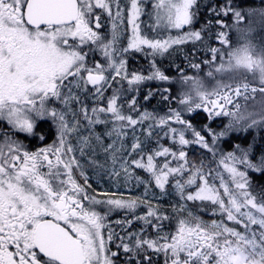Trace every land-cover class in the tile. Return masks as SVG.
Returning a JSON list of instances; mask_svg holds the SVG:
<instances>
[{
	"label": "snow or ice",
	"instance_id": "6c2138e0",
	"mask_svg": "<svg viewBox=\"0 0 264 264\" xmlns=\"http://www.w3.org/2000/svg\"><path fill=\"white\" fill-rule=\"evenodd\" d=\"M143 3L144 0H130L128 23L132 25V35L127 46L118 50L115 45L119 36L115 29L117 22L122 23L124 19L120 0H0V121L8 126L0 143V264H119L120 253L110 247L114 233L110 228L107 233L103 231L107 227L105 221L113 209H135L138 200L97 199L88 194L84 164L74 151L84 156L85 148L92 147L91 139L78 137L76 149L69 139L78 131V115L90 129L111 123V130L104 135L115 136V141L104 145L100 134H94V138L111 156L113 175L119 176L123 171L126 178H131L132 166L144 169L152 179L143 181L136 177V180L145 184L154 180L162 193L172 177L182 200L208 201L217 206L228 221L242 228L228 227L223 221L204 222L188 211L187 216L179 220L174 234L158 235L155 239L143 238L140 233L117 235L120 243L115 246L129 254L127 261L140 256L146 264H152L147 255L151 250L163 254L164 264H264V196L257 202L247 190V172L236 166L264 173V154L253 155L252 145L236 146L239 155L230 152L220 160L230 173V181L226 182L220 173L212 177V171H204L203 164L188 161L183 146L192 143L215 153L205 135L184 119L181 111H170L168 116L158 119L145 111L133 118L121 111L123 105L118 104V91L113 92L104 107L89 109L82 99L81 93H87L89 85L93 86L97 99H103V92L111 87L108 80L116 77L127 80L130 86L154 79L168 81L169 76L156 66V57H164L174 45L201 38L200 31L191 30L199 18L200 0H153L152 12L148 13L153 23L149 27L160 31L189 28L166 39L140 34L137 21L144 14ZM96 9L103 10L113 21L110 39L99 32L100 15ZM208 9L217 16L231 12L235 17L234 27L245 20V14L231 7L217 9L209 4ZM259 15L264 20V9L259 10ZM216 22L223 24L221 20ZM236 30L244 34V39L235 47L231 46L227 33L217 34L221 45L226 47L223 50L210 48L212 56L208 63L215 67L207 73L209 77H213L214 72L231 73L233 83L217 81L216 87L208 91L201 79L183 77L189 91L184 93L180 103L187 112L203 109L210 120L222 115L232 117L223 131L207 129L213 145L238 126L248 128L264 123V117L257 121L251 114L245 115L240 103L254 100L257 92L264 96V47L258 49L247 39V33L253 31L251 26ZM86 45H95L107 59V65L96 63L88 67ZM130 50L151 56L148 74L133 72L129 78L123 54ZM117 51L120 52L118 57L115 56ZM190 66L200 67L198 64ZM109 69L114 73L110 77L105 75ZM152 95L149 90L145 99ZM135 106L136 100L132 99L133 111ZM145 120H154L161 127L167 125L164 136H170L173 144L178 142L180 147L173 150L157 142L155 149L149 148L133 135L131 152H136L139 159L118 156L123 145L117 148L116 143L127 135L124 129L132 127L135 132V127L142 126ZM173 120L183 125V129L172 127ZM40 121H50L55 126L57 140L36 151H28L14 137L25 133L43 140L44 136L37 131ZM152 128L149 124L145 130L146 140L152 137ZM188 130L192 132V140L185 138ZM158 157L165 159L157 164ZM90 164L103 167L95 159ZM117 164L120 171L116 169ZM74 168L84 178L83 185L75 179ZM215 179H219V187L215 186ZM187 188L193 191L186 192ZM99 205H106L107 211L97 210ZM179 210L183 211L184 206H179ZM148 217L157 220V228L160 220L168 219L152 210ZM137 219L151 223L146 217ZM136 264H140V260Z\"/></svg>",
	"mask_w": 264,
	"mask_h": 264
},
{
	"label": "rangeland",
	"instance_id": "374dc122",
	"mask_svg": "<svg viewBox=\"0 0 264 264\" xmlns=\"http://www.w3.org/2000/svg\"><path fill=\"white\" fill-rule=\"evenodd\" d=\"M153 3V0H144L143 7H144V14H142L137 21V24H139V31L141 35L146 34L149 38H164L166 39L168 35H171L175 37L178 34H181L182 32L189 31V28L186 26L183 30H176L171 29L169 31H160L158 29H154L149 27L153 23V19L149 17L148 13L152 12L151 4ZM121 7L124 9V19L122 23L117 22V27L115 31L118 33L119 39L115 45V47L119 50L127 46L129 39L132 35V25L128 23V17H129V6H130V0H120ZM264 9V7L259 10ZM259 10L255 12V14L249 16L247 19L245 17V20L242 22L241 26H238L240 29H247L249 26L252 27L253 31L250 33H247V39H250L251 42L259 49L260 47H264V40L259 39L258 35L255 34L256 30L260 28L259 23H261L263 20L259 15ZM253 12V11H251ZM103 25H102V36L110 39L111 33L113 31L112 23L113 21L108 17L107 13L103 11ZM193 30V29H191ZM194 31V30H193ZM238 33L237 38H235L233 41L229 40L231 42V46L235 47L239 42H243L244 34L240 33L236 30ZM264 38V37H263ZM203 37L201 34V38L199 40H189L181 45H174L171 49H169V52L174 50L175 48L186 45V44H196L199 41H202ZM217 44L213 46L214 48H221L222 50L226 46H222L219 40L217 39ZM96 49L101 53L102 60L98 63L102 65H107V59L103 55V53L96 48V46L91 47V50L88 51V59L90 56H95ZM145 51H147L145 47ZM135 50H130L128 53L123 54V58L126 60V68L127 72L129 73V78L131 73L135 72L137 74L143 73L148 74L149 71H145L144 69L134 68L131 71L129 70V55L130 57L135 56ZM140 54H143L141 52H138ZM120 52L117 51L115 53V56H119ZM166 55V54H165ZM150 59L151 56H149ZM165 57V56H164ZM164 57H156V66L164 72L165 75L169 76L166 72V68L164 70L161 69L160 64L157 61V58H164ZM227 57H225L226 59ZM201 61V63H200ZM197 60L193 58V60L186 61L185 68L182 70H174V73L170 74L168 81H160V80H149L145 81L144 83L140 85H129L127 80H123L120 77H116L115 80L109 79L108 83L111 85V87H108L103 92V99H97V97L93 94V86H88V92L87 93H81L82 99L84 100V103L88 106L90 109L93 106H99L104 107L107 103V99L111 97L114 91L119 92V100L118 104H122L123 107L121 111L126 115H132L133 118H138L140 114L144 113L145 111L148 113H152L157 119L161 116H168L170 114V111H181L182 117L186 120H188L191 125L197 130L201 132V135H205V138L209 140L210 147H213L214 153L209 152L208 149L203 148L199 144H189L184 147V151L187 153V159L190 163H194L196 165L203 164L204 171H208L209 169L212 171V177H216L217 173H220L225 181H230V173H228L227 169L220 163V160L223 156H226L230 152H235L237 155H239V152L237 151L236 146H239L240 148H247L249 145L253 146V155L259 156L260 154H264L263 149H257L255 145L256 138H260L261 134L264 133V123H258L252 127L243 128V127H236L234 131H229L227 135L224 137H220L216 140L215 144H212L211 139V133L207 132V129H211L213 132H220L223 131L225 128H227L229 122L232 120V117L230 116H220L216 117L215 119H208L207 113L203 111V109H197L191 113L187 112L185 110V105L180 103V100L183 98V95L185 92L189 91V86L187 83L184 82L183 77L184 76H191V77H197L201 79L204 83L205 89L208 91H211L213 88L216 87L217 81H220L222 83H233V74L231 73H215L213 77H209L207 73L209 71H213L215 64L208 63L211 61V58L204 59V60ZM216 63H219V59ZM191 64H198L200 67L193 68L190 65ZM203 65H205L203 69ZM87 66L92 68L95 66V62H87ZM203 70V71H202ZM106 76H112L114 73L109 69L107 72H105ZM254 84H256V81H253ZM160 85L162 88V94L164 100L168 101L169 97H174V100H169L170 105L168 108L163 111L161 114L149 110H142L138 108L136 111L129 112L126 109L130 107L131 100L136 99V95L138 91L145 90L152 88L151 86ZM167 90V91H165ZM167 97V99H165ZM166 101V102H167ZM242 108L241 110L245 113V115L251 114L252 119H256L257 121L261 120V117H264V96H261L259 92L256 93L254 100H248L247 102H244L243 100L240 101ZM76 107V106H74ZM197 118V120L205 119L206 123L202 125L196 124L193 119ZM77 119L80 120V125L78 126V131L76 133H73L71 137H69L74 149L78 148L79 146V140L78 137L82 136H89L91 139V148H85V155L80 156L78 151H74V155L77 156V159L80 160L82 164H84V172H87L90 174V176H97L98 178H101L102 181L105 182V185L113 186L117 188H121L120 193H130V192H137L142 193L140 197L145 199H151L150 206L152 207L153 211L157 214V209L154 208V205L159 203L162 207V209L165 211L168 223V234H171L172 230L176 231V228L178 227V222L180 219H184L188 211H191V213L199 217L200 220L204 222H211L213 220L217 222L223 221V223L228 227H235L238 230H242L240 225L235 224L233 221H228L226 216L223 215L217 206L212 205L208 201H185L182 200L180 195L176 192L174 188V181L172 177H169V182L165 186V190L162 193L159 188L155 186L154 180H152L151 183L145 184V183H139L136 180V177H139L143 181H149L151 180L150 174L145 171L144 169L137 168L135 166H132L130 168L131 172V178H126L123 171H120L119 164L116 165V169L120 171L119 176H115L112 174V163H111V156L108 153H105L103 151V148L97 144L94 138V134H100L101 139L104 145H107L109 143H112L116 140V137H108L107 135H104V133L107 130H111V123L108 125L98 124L95 125L94 129H90L87 125V122L84 121L83 117L78 115ZM45 123L48 124V127L51 128L50 131H52L49 141L47 143L52 144L54 141L57 140L56 135V129L55 126L50 121H40L38 123L37 127H40L41 124ZM172 127L177 128L178 130L183 129V125H180L176 123L174 120L170 122ZM149 124L153 125L152 130V137L148 138L146 140V129H148ZM127 132L126 136L120 137L119 141L116 143V147L120 148L121 144L123 145L121 151L117 153L118 156H123L126 159H139V156L136 152H131V145L133 143V135L139 138L142 145L146 142L149 148L155 149L157 147V142L160 145H163L164 147H168L170 149L175 150L176 148H179L178 142L176 144H173V140L170 136H164V132L167 131V125L161 127L159 126L156 121L154 120H145L143 122V125H137L135 127V132H133L132 127H127L124 129ZM6 131L5 129L0 130V137L3 138V132ZM25 134V133H23ZM256 136V137H255ZM239 137L241 140H244L246 138H250L249 144L244 143L243 141L237 142L234 138ZM185 138L192 140V132L190 130L185 131ZM39 148L46 147L44 146L43 140L39 139ZM264 146V144H262ZM38 148V147H37ZM38 148V149H39ZM198 152V155L200 156V162L197 163L193 159L190 158L188 155L191 150ZM139 152V150H137ZM95 159L98 164L103 165V167H98L96 165H91L90 161ZM164 157H158L156 158V163L159 164L161 161H163ZM171 159V157H169ZM225 163L231 164V161H225ZM173 164H175V161H173ZM241 171L247 172V178L249 181L248 184V191L254 195V192L251 190V184H250V174H261V172L252 171L250 169H246L243 165H236ZM74 172H77V170L74 168ZM78 173V172H77ZM88 174V175H89ZM96 178V179H98ZM100 180V179H99ZM211 180V178H210ZM220 181L219 179H215V186L219 187ZM234 188V185H230ZM147 188V191H146ZM193 191L192 188H187L186 192ZM239 191V190H237ZM138 196V195H137ZM255 196V195H254ZM256 197V196H255ZM257 198V197H256ZM158 200L157 203L155 201ZM258 200V198H257ZM258 202V201H257ZM183 205L184 210L180 211L179 206ZM243 211H246L247 209H242ZM158 215V214H157ZM145 217V216H144Z\"/></svg>",
	"mask_w": 264,
	"mask_h": 264
},
{
	"label": "trees",
	"instance_id": "16d2710c",
	"mask_svg": "<svg viewBox=\"0 0 264 264\" xmlns=\"http://www.w3.org/2000/svg\"><path fill=\"white\" fill-rule=\"evenodd\" d=\"M201 8L199 13V18L193 23L191 29L194 31H200L202 34V41L197 42L196 44H186L175 48L174 50L170 51L168 54L165 55L164 58H157L158 63L162 70L166 68V72L170 76V74L174 73V70H182L185 68L186 61L193 60V58L197 60H204L211 58L212 54L210 52V48H214L215 44H217V34L219 32L227 33V37L229 40H234L237 38L238 33L236 32V28L241 26H235V17L229 12L228 15H219L217 16L215 13L208 9V5L211 4L213 7L217 9L221 8H234L237 11H240L242 14H245V17L248 19L250 13L253 10H259L261 7H264V0H200ZM221 20L223 24H218L216 21ZM209 21L211 23L209 24ZM260 28L256 30V33L259 39L264 40V20L259 23ZM234 42V41H233ZM135 53L134 57H130L129 55V70L131 71L134 68L144 69L145 71H149L150 69V57L145 56L144 54H140L138 52ZM201 63V61H200ZM205 65H203L204 69ZM203 71V70H202ZM149 90L153 93V95L145 99L146 94L148 93V89L138 91L136 95V110L138 108L142 110H149L153 112H157L161 114L165 111L170 102L174 100V97H169L171 101H165L163 98L162 90L160 85L151 86ZM129 112H132V108L129 107L126 109ZM135 110V111H136ZM193 121L198 124L202 125L206 123L205 119L197 120V118L193 119ZM48 127H44L47 129ZM50 129V128H49ZM43 130V127H42ZM256 137V136H255ZM237 142L243 141L244 143L249 144L250 138H246L241 140L239 137L234 138ZM264 133L261 134L260 138H256L255 145L257 149H263L264 146ZM191 159L195 162H200V156L198 152L191 150L188 154ZM250 186L251 190L254 192V195L258 198V202L260 201V197L264 196V173L255 174L251 173L250 176Z\"/></svg>",
	"mask_w": 264,
	"mask_h": 264
},
{
	"label": "flooded vegetation",
	"instance_id": "af4514ba",
	"mask_svg": "<svg viewBox=\"0 0 264 264\" xmlns=\"http://www.w3.org/2000/svg\"><path fill=\"white\" fill-rule=\"evenodd\" d=\"M96 13L100 15V23L101 28L99 29V32L102 33V25H103V10L96 9ZM95 45H86L84 47V51L88 52L91 47H94ZM102 60L101 53L96 49L95 56L90 58H87V62H95L98 63ZM48 127V124L45 123L41 124L40 127H37L38 133L42 134L44 136L43 142L45 143L44 146H48L50 136L52 131L49 127L47 129H44V127ZM43 127V130H42ZM8 130V126L5 122L0 121V130ZM14 139L19 140L20 143L23 144L24 148L28 151H36L39 148V139L37 136H29L27 134L23 133H17ZM0 143H3V138L0 137ZM38 147V148H37ZM89 173L85 172V176L87 177V185L86 191L89 195H95L97 199H106V198H121L125 200L135 199L138 200V206L135 209L128 210V209H113L111 213L108 214L107 220L105 221L107 227L103 230L105 233L108 232L109 228L113 231V241L110 244V247L112 248V251H118L120 253L119 255V264H136L137 260H140V264H146L145 261L140 259V256H137L133 261H127V258L129 254L124 253L122 249H117L116 244H119L120 241L116 238L117 235L119 236H126L129 233H140L143 238L148 239H155L157 236H163L164 234H168V223L167 219H163L159 221L160 227L157 228L155 225L157 224V220L153 217H148V212L150 210L153 211L152 207L150 206L151 199L148 200L145 198L140 197L142 193L137 192H130V193H120L121 188L113 187L105 185V182L101 180V178H98L97 176H90ZM73 175L77 182L81 185L85 183V180L83 177L79 176L77 172L73 171ZM98 178V179H96ZM100 179V180H99ZM102 194H107L102 195ZM138 195V196H137ZM158 200L155 201L157 203ZM154 208L157 209L158 216H166L165 211L162 209L161 205L157 203L154 205ZM97 210L100 211H107L106 205H99L97 206ZM146 217L147 219L151 220V223L146 224L144 220L137 219V217ZM119 221V223H117ZM128 221H131V224H128ZM175 230L171 231V234H174ZM128 243H131V241H125ZM142 255V254H141ZM147 255L151 257L152 264H164V257L163 254L155 253L151 250L148 251Z\"/></svg>",
	"mask_w": 264,
	"mask_h": 264
}]
</instances>
